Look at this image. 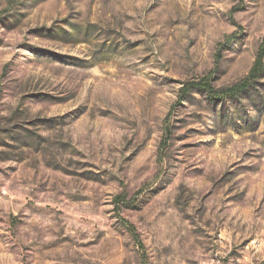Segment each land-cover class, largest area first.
<instances>
[{"label": "rangeland", "instance_id": "obj_1", "mask_svg": "<svg viewBox=\"0 0 264 264\" xmlns=\"http://www.w3.org/2000/svg\"><path fill=\"white\" fill-rule=\"evenodd\" d=\"M263 37L264 0H0V264H264V65L181 96Z\"/></svg>", "mask_w": 264, "mask_h": 264}, {"label": "trees", "instance_id": "obj_2", "mask_svg": "<svg viewBox=\"0 0 264 264\" xmlns=\"http://www.w3.org/2000/svg\"><path fill=\"white\" fill-rule=\"evenodd\" d=\"M263 60H264V37L262 39L261 46L259 47L257 57L255 59L254 65L251 68L248 76L240 83L233 85L232 87H229L225 90L217 91L208 80H201V81H193L189 84H187L186 87H183L181 89L182 94L181 96H186L189 91L191 90H198L202 91L208 94L210 98H217L220 96L224 97H235V95L240 94L244 92L254 81L256 78L259 77L262 69H263ZM120 201V200H119ZM123 225L127 227L133 235H135V231L132 228V226L127 223L126 221H123ZM140 242V241H139Z\"/></svg>", "mask_w": 264, "mask_h": 264}]
</instances>
